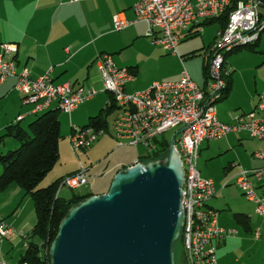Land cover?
<instances>
[{
    "label": "built area",
    "instance_id": "2783aa9c",
    "mask_svg": "<svg viewBox=\"0 0 264 264\" xmlns=\"http://www.w3.org/2000/svg\"><path fill=\"white\" fill-rule=\"evenodd\" d=\"M232 7L231 0H136L133 9L135 21L147 23L148 36L153 44L169 54L179 56L180 32L194 31L193 34H197L202 31L200 23L219 18ZM260 8L259 0H248L246 6H239L238 1L229 11L232 12L231 26L220 31L225 32V40L216 39L213 44L216 46L213 67L216 75L218 60L227 41L253 38L255 31H261L264 13H260ZM131 23L123 14L113 17L117 31L127 28ZM196 25L200 26L194 30ZM0 48V82L15 78V89L23 95L25 104L34 105V113L47 109L49 105H62L65 113L71 115L84 102L97 95L96 91L84 93L83 88H75L70 82L56 84L51 78L52 69L34 79L29 71L18 70L14 58L17 53L15 44H3ZM96 66L104 90L112 95L117 106L113 134L119 147L144 146L148 155H152L158 150L157 140L161 136L168 131L185 128L176 139V150L184 172L182 204L185 221L182 239L186 264H219L214 242L223 240L234 231L220 227L219 211L209 206V202L217 196V189L215 183L204 178L199 170V142H203L204 135H211L212 140H218L232 133H246L264 141V120L257 117L258 112L264 111V102L261 101L255 111L236 116L232 123H224L217 111H210L211 98H203L202 104H195V94H203L204 89L193 81L186 70L177 81L155 82L144 91L129 93L127 85L135 80L130 68L119 67L109 53L100 54ZM227 74L230 75L228 70ZM220 86L217 76L213 96L218 93ZM104 134L102 128L72 125V133L68 138L71 150L74 153L87 150ZM255 157L264 159V153L258 152ZM87 173L88 169L82 167L63 178L58 186L78 190L86 184ZM252 178L261 181L263 170H242L233 176L235 185L255 204L257 214L264 217V195L258 194ZM15 234L12 225L0 222V242ZM25 239L27 247L29 239L26 236Z\"/></svg>",
    "mask_w": 264,
    "mask_h": 264
},
{
    "label": "crops",
    "instance_id": "0c3cea01",
    "mask_svg": "<svg viewBox=\"0 0 264 264\" xmlns=\"http://www.w3.org/2000/svg\"><path fill=\"white\" fill-rule=\"evenodd\" d=\"M135 2L136 0H0V47L3 44H15L17 53L14 58L18 70L29 71L34 79L52 69L51 78L56 84L70 82L75 88H83L84 93L96 91L95 97L84 102L71 115L67 114L70 121H74L73 116L81 112L85 120H88V124L91 117L97 116L107 107L112 96L102 89V77L96 66V60L100 54L109 53L119 67H128L132 70L135 80L127 85L129 93L144 91L149 85L155 83L156 80L145 84L141 82L140 69L146 60L169 55L163 48L153 44L148 36L147 23L135 21L136 15L133 9ZM117 14H123L132 22L131 25L121 31L115 30L113 17ZM200 24H202V31L197 34H193L194 31L180 32L179 56L170 55L183 65L185 56H189L192 52L189 53V50L181 43H195L190 39L198 36L201 37V40L198 39L200 43H208L205 33L212 25H219L218 34L223 30L219 22L207 21ZM199 26L196 25L194 30H197ZM218 34H215V40ZM262 35L263 33L258 43V48L261 47V50L264 48ZM180 49L182 51H179ZM134 53L136 56L133 55ZM206 62H204V68ZM235 71L230 72L232 80L230 94L224 100L219 99L216 104L228 103V98H232L235 92L233 76ZM182 72L168 81L179 80ZM205 75H208V68ZM207 78L202 86L198 85L202 89L208 86L210 79ZM15 83L16 79L13 77L0 82V133L2 135L11 125L20 124L23 129H27L39 115L34 113L33 104L23 102V95L15 89ZM247 100L248 104L229 100L230 105L221 107L218 111L219 119L224 123H232L236 116L255 111L260 102H264V88L256 87L255 92L249 93ZM116 114L117 109L111 121L110 134L113 139H115L113 122ZM257 114L259 119L264 120V111ZM20 117L23 118L18 120ZM108 131L109 129L103 136H106ZM258 152L264 153V141L252 138L246 133H232L218 140H205L200 146L201 175L212 180L217 189V196L209 202V206L219 211V226L234 231L223 240L214 242L219 264L259 263L257 255H260L261 248L264 247V217L260 219L256 217L258 214L255 211V204L246 198L233 179V176L242 170L262 169L263 179L257 181L252 178L251 180L258 194L264 195V159L255 157ZM135 163L137 161L126 164L121 169ZM216 164L219 171L211 177L209 176L212 173L210 168ZM201 167L208 169L206 171L209 174L208 177L204 176ZM77 171H72L66 176ZM2 172L3 167L0 165V175ZM9 188H13L17 191L16 194H22L25 197L18 185H11ZM1 193L4 191H0ZM236 214L247 216L249 226L245 227L239 223L235 217ZM3 220H5L4 216L0 217V222ZM33 229L34 227L32 231ZM31 234L32 232H27L26 238L30 240ZM14 236L7 239L12 245H14L12 241ZM23 237L24 239L20 242L23 247L20 260L27 249L25 236ZM5 243L6 241L3 245ZM20 260L18 264H21Z\"/></svg>",
    "mask_w": 264,
    "mask_h": 264
},
{
    "label": "water",
    "instance_id": "95a60500",
    "mask_svg": "<svg viewBox=\"0 0 264 264\" xmlns=\"http://www.w3.org/2000/svg\"><path fill=\"white\" fill-rule=\"evenodd\" d=\"M174 133L163 161L121 169L107 193L69 210L51 244V264H177L185 221L184 172Z\"/></svg>",
    "mask_w": 264,
    "mask_h": 264
},
{
    "label": "rangeland",
    "instance_id": "374dc122",
    "mask_svg": "<svg viewBox=\"0 0 264 264\" xmlns=\"http://www.w3.org/2000/svg\"><path fill=\"white\" fill-rule=\"evenodd\" d=\"M260 13H264V8H260ZM219 30V25L210 26V29L205 33L208 43H200L198 39L201 40V37L199 36L190 39V41H195V43H181L187 50H189V53H196L195 56H185L186 60L184 65L170 56L172 54H165L163 57L156 56L150 61L146 60L144 66H142L140 69V75L142 73V84L151 82L153 80H156L155 82L173 80L175 76L184 70L188 72L193 81L199 86L204 84L206 77H208L207 79L211 80L209 72L208 75H205L206 71L204 68V62L209 60L207 58L205 59L204 55L206 53L208 54L211 49L215 47V45H213L216 41L214 36L215 34H218ZM262 43H264V32L262 35ZM262 50L264 51V48ZM262 50L261 47L258 48L257 51H251L243 48L242 50L234 52L227 57V70L229 72L236 70L233 73L235 92L232 98H228V103L223 102L216 104L219 100L216 101L214 108L216 109L217 113L221 107H227L230 105L229 100H231V102L237 101L238 103L242 102L244 104H248L247 96L249 93L255 92L256 87L264 88V53ZM179 51L182 50L180 49ZM135 53L133 54L134 56H136ZM225 53L226 52H222V55H225ZM207 54L205 57H207ZM150 86L151 85H149L147 88ZM102 89L104 90L103 85ZM74 116V121H70L69 115L60 111L59 120L61 121L62 140L59 143V161L38 186V189L46 188L51 183L59 180L61 177H66V175L72 171L80 170L82 167L88 169L87 182L78 190H72L59 186V198L63 201H70L74 195H86L89 193L101 195L107 193L110 189L114 176L119 170H121L122 166L135 161L139 163L138 160L140 158H146L148 156L147 150L144 146H118L116 140L113 139L110 134L112 131L111 121L113 114L108 117V134L96 141L87 150L74 153L71 150L68 139L72 133V125L82 127L86 125L88 121L85 120V117H83L81 112H77ZM178 130H180V128L168 131L163 136H161L160 139L165 138L171 141L172 136ZM1 136L2 133H0V137ZM14 145H16V147H14ZM19 146L20 144L17 140L6 138L3 143L0 144V152L15 150V148H18ZM210 169L212 173L209 175L206 173L208 169L205 170L202 168L204 176L208 177L207 175H209L214 177L215 173L219 171L217 164L216 166L213 165ZM7 189L4 191V193L0 194V217L4 216L5 220L3 221L12 225L16 231V234L12 239L14 245H12V243L7 239L0 242V264H18L20 256L23 254V247L20 245V242L22 239H24L23 236L27 235V232H32V228L35 226L37 216L34 202L30 195L23 197L22 194H16L17 191H14L13 188H9V190ZM256 217L258 219L262 218L260 215ZM33 239L39 242L38 238ZM181 239L182 232L180 240L175 244L176 262L177 264H186V262H184V248L182 247L181 242L183 239ZM4 241H6V243L3 245ZM257 258L259 260L258 264H264V247L261 248L260 255L258 254Z\"/></svg>",
    "mask_w": 264,
    "mask_h": 264
},
{
    "label": "trees",
    "instance_id": "16d2710c",
    "mask_svg": "<svg viewBox=\"0 0 264 264\" xmlns=\"http://www.w3.org/2000/svg\"><path fill=\"white\" fill-rule=\"evenodd\" d=\"M231 1L233 7L229 9V11L241 0ZM259 1L261 7L264 8V0ZM229 11L221 17L211 20L210 23L219 22L224 29L228 25ZM260 39L261 35L257 43L237 48L226 54L225 58L243 48L256 51L259 47L258 43ZM195 55V52L189 54L190 57ZM207 68L208 61L205 67L206 73ZM226 81L227 86L224 89L221 100L226 99L231 92V74L228 80L226 78ZM116 109L117 106L111 96V100L107 107L102 109L97 116L91 117L89 123L84 127L93 126L107 131L109 129L108 117L112 115ZM59 113V109H49L40 113L38 117L28 125L27 129H23L20 124L11 125L7 127L6 133L0 137V144L3 143L6 138L15 139L20 144L15 150L0 153V164L3 167V172L0 175V191H5L12 184H17L23 190L25 196L30 195L32 197L37 216L36 224L31 234L32 236L26 247V252L20 260L21 264H50L49 251L51 244L55 240L59 231V226L62 220L68 215L69 210L85 199L93 195H99L89 193L86 195H74L70 201L61 200L59 195H57L58 185L65 177L51 183L46 188L38 189L40 183L59 161V143L62 140ZM157 143L159 144L158 150L152 155H148L146 158H140L138 162L148 163L150 161H163L168 156L170 140L162 138L157 140ZM235 217L243 226H249L247 216L236 214ZM33 238H38L39 242L35 241ZM181 242L183 247V241ZM183 254L185 257V253ZM184 262H186V258Z\"/></svg>",
    "mask_w": 264,
    "mask_h": 264
},
{
    "label": "bare ground",
    "instance_id": "6f19581e",
    "mask_svg": "<svg viewBox=\"0 0 264 264\" xmlns=\"http://www.w3.org/2000/svg\"><path fill=\"white\" fill-rule=\"evenodd\" d=\"M247 1L248 0L239 1V6H246ZM226 13L227 12H225L224 15ZM231 19H232V12H230V14H229V21H228L227 26H231ZM263 32H264V22H263V25H261V31H255L253 38H239L237 40L227 41L226 48L224 49V52H226V53H225V55H222V52H221V58H219V60H218L217 75L213 71L214 59L216 58V46L213 49H211V51L207 54V57H206L209 60L208 61V72H209V76L211 78V80L209 82L210 86H207V88L203 90V94H195V104H202L203 98H211L210 111H216V109L214 108V105H215L216 101L221 99L223 92H224V89L227 86L226 78L229 76L227 74V69L224 67L226 54H228L229 52H231L237 48L250 46V45L257 43L260 35ZM218 40H225V32L219 33ZM217 76H218V82L221 84V86L218 90V93L215 96H213V86H217ZM53 107H55V109H59L60 111L65 113V108L62 105H49L47 107V109L42 110V111H36L35 113L40 114V113H43L49 109H52ZM205 140L211 141L212 136L211 135H204L203 141H205ZM201 144H202V142H199V151H200Z\"/></svg>",
    "mask_w": 264,
    "mask_h": 264
}]
</instances>
